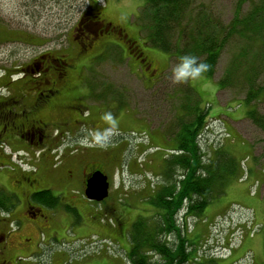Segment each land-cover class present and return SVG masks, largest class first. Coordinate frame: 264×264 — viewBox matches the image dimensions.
<instances>
[{"label":"rangeland","instance_id":"rangeland-1","mask_svg":"<svg viewBox=\"0 0 264 264\" xmlns=\"http://www.w3.org/2000/svg\"><path fill=\"white\" fill-rule=\"evenodd\" d=\"M239 1L197 0L196 4L197 7L201 6L200 4L206 5L214 15L228 22ZM90 2L98 5L102 18L126 25L131 29V33L138 34L140 31L139 38L145 41L144 50L154 62L153 70L151 65L143 72L139 68L140 76L131 70L132 63L127 64V50L110 47L106 53L99 56L90 70L104 77L100 81L110 82V91L105 97L103 93H99L104 97V100H99L105 104L101 108L104 111H111L117 118L118 131L111 137L106 147L84 146L81 141L92 128L107 127L99 117H96L97 113L91 116L89 126L80 129V139L66 140L81 145L79 149L81 167L86 163L100 164L105 161V170L109 172L110 166L106 164L108 162L111 167L116 168L119 177L123 178L128 163L131 164V170L138 169L137 165H143L148 154L159 150L154 148H160L159 153L163 154L167 148L174 146L171 144L169 147L167 145L154 147L165 133L160 125L167 124L175 104L180 103L175 96L178 92H172V88L177 86L180 88L181 85H188L190 82L172 83L171 70L178 61L169 60L166 52L146 42V28L144 30L140 28L136 17L138 10H141L142 0H90ZM88 3V0H0V65L8 64L10 57L23 56L28 50L27 47L30 48L24 40L42 44L41 49L45 50L66 45L72 39L70 30L72 25L78 21ZM249 8V2H246L243 12ZM119 41L131 50L129 40ZM238 46L237 41H230L226 45L213 77L204 76L199 81H191L192 87L201 98L195 101L196 107L201 111L208 107L210 118L207 120L211 125L209 128L215 131V136L221 135V139L225 141V143L221 141V144L224 143L223 145L231 149L239 159L248 155L251 157L244 162L245 164L242 163L243 181H237L238 183L231 181L226 192L214 197L207 205L203 216L198 218L196 227H193L194 222L190 225V230L200 227V236L209 239L204 240L203 246H200L199 258L208 259L204 264H214L211 260L215 258L221 259L219 264H264V131L254 124L247 113L245 114L251 105H247L244 100L247 90L246 78L238 75L239 68L233 72L234 77L231 75L229 79L233 81L232 85L218 88V81L222 79L225 71L229 73L230 65L236 60L233 57L238 53ZM73 53L71 50L69 55H74ZM129 55L133 63L142 62L138 54L129 51ZM73 59L78 70L82 71L81 63L84 58L74 55ZM133 70L135 72V68ZM263 78L264 74L261 80ZM143 80H147V85L144 86ZM152 80L155 86L152 85ZM116 97L120 101L111 102ZM254 106L264 113V98L255 101ZM215 118H219L221 123L215 122ZM227 132L231 135L227 136ZM125 147L128 149L125 150ZM145 148L148 149L146 152ZM81 151H85V155ZM76 169L79 171L78 166ZM116 178L115 176V180ZM256 180L260 181L259 185ZM72 185L74 183L62 187ZM125 186L126 190L139 187L136 179H131L129 185L123 184L124 188ZM121 203L124 206L118 215L120 223L113 228L114 230L97 223L92 208L87 206V210L82 209V218L73 215L71 219L66 218L63 221L64 234L51 241L53 246L50 245V248L66 249L65 253H69L70 249L76 247L77 254L84 259L80 264H119L109 256L104 258L103 253H108L114 258L119 257L120 264H128L123 249L130 242L128 230L138 215L146 216L150 212V206L136 198L128 200L126 196ZM217 214L220 215L216 217ZM231 250V256L225 258ZM239 256V261L232 260Z\"/></svg>","mask_w":264,"mask_h":264},{"label":"flooded vegetation","instance_id":"flooded-vegetation-1","mask_svg":"<svg viewBox=\"0 0 264 264\" xmlns=\"http://www.w3.org/2000/svg\"><path fill=\"white\" fill-rule=\"evenodd\" d=\"M99 13L98 5L89 1L72 25V39L66 45L45 50L42 44L24 40L30 48L23 56L10 57L8 64L0 65V264H63L65 252L50 248L51 241L64 234L66 218H82V209L88 207L69 195L74 208L66 217L59 199L46 197V190L73 183L60 174L59 161L49 165L48 150L78 138L92 115L98 113L100 118L105 112L99 99L104 100L110 91V82L100 81L104 77L90 70L99 56L110 47L127 50L133 73L141 76L139 68L146 70L150 65L154 69L139 35ZM119 39L129 40L131 50ZM71 50L84 58L82 71L74 55H69ZM129 51L141 56L142 62L130 61ZM119 101L116 97L111 102ZM78 165L85 190L87 180L102 164L81 167L79 161ZM69 255L74 252L70 250Z\"/></svg>","mask_w":264,"mask_h":264},{"label":"trees","instance_id":"trees-1","mask_svg":"<svg viewBox=\"0 0 264 264\" xmlns=\"http://www.w3.org/2000/svg\"><path fill=\"white\" fill-rule=\"evenodd\" d=\"M142 1L136 17L140 28H146V42L166 52L169 60L195 55L198 62L210 65L204 76H214L226 45L237 41L236 60L218 81V88L232 85L229 79L239 68L238 75L246 78L244 100L251 105L245 114L264 131V113L254 106L264 98V0H240L228 22L204 4L197 7V0ZM246 2L250 8L243 12ZM189 82L171 90L178 92L180 103L167 124L160 126L167 146H174L165 150L162 168L151 182L146 196L150 212L138 215L128 230L130 242L125 246L129 247L124 249L128 264L200 263V246L209 239L200 236V227L190 230V225L194 222L196 227L213 198L241 177V160L223 145L221 135L210 130L208 107L202 111L196 107L200 95ZM44 193L53 197L49 189Z\"/></svg>","mask_w":264,"mask_h":264},{"label":"crops","instance_id":"crops-1","mask_svg":"<svg viewBox=\"0 0 264 264\" xmlns=\"http://www.w3.org/2000/svg\"><path fill=\"white\" fill-rule=\"evenodd\" d=\"M236 141V140H235ZM157 145H167V142L162 136V139ZM79 147L76 145L75 142H70L65 147L64 151V161L61 168V175L67 178L70 181H73L74 185L68 186V187H56L53 189L55 194H65V195H72V194H78L80 195V191H82L81 183H82V175L80 171V167L78 165L79 162ZM146 151V150H145ZM50 154H52L49 151ZM147 159L143 165L138 164V169L129 170L127 171L130 174V177L127 178V180L130 181V178L135 177V179L138 182L139 187L134 188V190L130 191L129 189L126 190L123 187L122 180H119V173L116 171V168L111 167V164H109V175L113 179L112 183V192L111 197L102 205L100 206H94L93 211L98 215V220L100 223L103 221L101 218L105 215H108L109 217H116L118 212L121 210L122 205L119 202V199L123 195H127L128 200L130 198H136L140 202H147L146 196L150 192V181L146 177L147 171H152L153 173L157 174L159 170L162 168L163 163V155L159 152H154L153 154H148ZM129 165V163L127 164ZM79 167V171L76 169V167ZM129 167V166H128ZM128 174V175H129ZM127 175V176H128ZM115 176L117 177L115 180ZM115 180V181H114ZM238 183L237 181H235ZM121 184V185H120ZM78 191V192H75ZM106 209H110L109 211H106ZM106 213V214H105ZM105 214V215H104ZM109 223V222H108ZM110 228L113 229L114 224L109 223ZM112 226V227H111ZM104 258L109 256L112 258V260L118 262L120 264V259L111 257L110 255L104 253L102 254ZM108 259V258H107ZM109 261V259H108Z\"/></svg>","mask_w":264,"mask_h":264},{"label":"clouds","instance_id":"clouds-1","mask_svg":"<svg viewBox=\"0 0 264 264\" xmlns=\"http://www.w3.org/2000/svg\"><path fill=\"white\" fill-rule=\"evenodd\" d=\"M210 65L205 62H198L195 55H182L178 63L171 70V81L174 84H184L189 81H199L209 71ZM100 119L107 127L90 130L81 141L84 146L106 147L111 137L118 131V121L111 111H105Z\"/></svg>","mask_w":264,"mask_h":264},{"label":"water","instance_id":"water-1","mask_svg":"<svg viewBox=\"0 0 264 264\" xmlns=\"http://www.w3.org/2000/svg\"><path fill=\"white\" fill-rule=\"evenodd\" d=\"M107 176L100 170L87 180L86 195L89 198L101 200L108 194Z\"/></svg>","mask_w":264,"mask_h":264}]
</instances>
